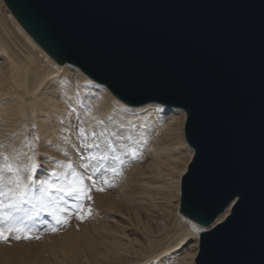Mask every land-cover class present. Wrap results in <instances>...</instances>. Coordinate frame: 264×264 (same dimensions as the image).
Masks as SVG:
<instances>
[{
    "label": "water",
    "instance_id": "obj_1",
    "mask_svg": "<svg viewBox=\"0 0 264 264\" xmlns=\"http://www.w3.org/2000/svg\"><path fill=\"white\" fill-rule=\"evenodd\" d=\"M56 63L129 106L185 111L196 264H264V0H3Z\"/></svg>",
    "mask_w": 264,
    "mask_h": 264
},
{
    "label": "bare ground",
    "instance_id": "obj_2",
    "mask_svg": "<svg viewBox=\"0 0 264 264\" xmlns=\"http://www.w3.org/2000/svg\"><path fill=\"white\" fill-rule=\"evenodd\" d=\"M1 18L0 171L10 181L18 175L31 198L33 165L47 168L50 195L38 203L66 227L45 235L36 226L40 241L0 245V264H196L200 233L225 220L231 206L209 227L179 212L181 177L194 153L185 140V111L125 104L78 67L54 65L31 39L22 44L12 14ZM85 171L91 200L51 187H79Z\"/></svg>",
    "mask_w": 264,
    "mask_h": 264
},
{
    "label": "snow or ice",
    "instance_id": "obj_3",
    "mask_svg": "<svg viewBox=\"0 0 264 264\" xmlns=\"http://www.w3.org/2000/svg\"><path fill=\"white\" fill-rule=\"evenodd\" d=\"M81 134L85 132L84 129L79 130ZM93 136H95V133H92ZM115 135V133L113 134ZM93 145H88V147H92ZM95 147H99V145H94ZM82 159L85 160V163L81 165L82 169H87L90 167V165L87 164L88 157H82ZM95 159V157H93ZM100 159H104L103 157H100ZM37 165H33V168H37ZM6 170L8 172H13L14 170L11 167L6 166ZM111 171L115 172V169H112ZM49 170L44 167H39V173L37 174V178L34 179L33 175L28 176V180L33 185V191L38 192L39 194L35 197L37 202H43V199L50 195L49 187L47 185V180H44L43 177L48 175ZM55 175V173H52ZM73 176L75 177L76 174L74 173ZM85 178L89 181L92 180L91 176H88L86 171L82 172L80 174L79 178V187L74 186V181L67 183L65 186L61 187H55V185H51V187L55 188L57 192L60 193H67L69 196L73 195H84L86 199L91 200L92 197L90 195L91 189L84 186V180ZM19 176L17 175L15 177V180H8L3 175V172L0 171V240L7 241L13 233H16L15 239H32L30 235H28V229L20 226H14V222L17 221L20 217L19 214L25 210L24 206L31 203L30 199L28 198V193L24 190L15 191L12 188L8 187L9 183H16L17 189H20L21 186L18 183ZM94 183V181H93ZM105 183H107V180H105ZM112 186V185H109ZM27 187V186H24ZM97 191H103V188H97ZM12 193L11 197H9V193ZM81 211L83 210V205L78 206ZM33 210L36 209V204L32 205ZM42 210V209H41ZM39 215V212L36 213ZM90 214V210H89ZM81 219L84 217L81 216ZM22 223V222H21ZM55 231V229H53ZM5 232L8 234L6 235ZM20 233H24L21 235ZM37 239L39 237H36Z\"/></svg>",
    "mask_w": 264,
    "mask_h": 264
},
{
    "label": "rangeland",
    "instance_id": "obj_4",
    "mask_svg": "<svg viewBox=\"0 0 264 264\" xmlns=\"http://www.w3.org/2000/svg\"><path fill=\"white\" fill-rule=\"evenodd\" d=\"M9 15H11V13L7 10L5 4L4 3H2V5L0 4V18L2 17L1 19L5 21L6 18ZM16 36H17L18 39L22 40L21 41L22 44H25V43L27 44V39H31L28 36V34L23 29H22L21 32L18 30V33L16 34ZM38 49H39V54L40 55L41 54L47 55L39 46H38ZM47 57H48L49 61H51L54 65H58L57 63H54L52 61V59L49 58L48 55H47ZM2 157L3 158H7V155H5L3 153ZM148 162H149V160H146V162H143V163H144V165H146ZM38 169L39 168L37 167L33 171L34 179L37 177ZM10 173L14 174V173H16V171H13V172H10ZM147 173H148V176L152 175L150 169L147 170ZM18 183L21 186V188L24 187L23 183H20V182H18ZM26 186L27 187H25V188H26V192H27L29 190L28 187H30V186L29 185H26ZM37 193L35 191V194H33L31 198L29 197V194H28V198L30 199L31 203H29L28 205L24 206L25 210L19 214L20 218L17 221L14 222V226H20V227H24V228H27L28 230H30V231H28L27 234L30 235L33 238L32 239L16 240L15 239L16 233H13L12 236L7 241L0 240V245H3V244L7 245V244H12V243H27V242H33L34 243V242L40 241L42 239V237H41L42 235H38V234H37L38 236L35 235L36 233H35L34 230H36V226H39L40 231H44L45 235H49L51 233H53V234L54 233H59L61 230L65 229V227H66L65 223L66 222L58 219L59 217L55 213L50 212L48 210H41L42 208L40 207L39 203L35 199V197L37 196ZM33 204H36V209L35 210H33V208H32ZM37 211L39 212V215L36 214ZM74 211L71 213L72 215L70 216V218L76 217V214H75ZM63 213H65V212H63ZM53 229H55V231H53ZM5 234L7 235L8 233L5 232ZM20 234L23 235L24 233H20ZM36 237H39V238L37 239ZM40 237H41V239H40Z\"/></svg>",
    "mask_w": 264,
    "mask_h": 264
}]
</instances>
